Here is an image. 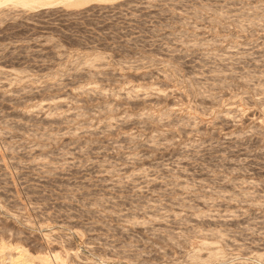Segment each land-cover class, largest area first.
I'll list each match as a JSON object with an SVG mask.
<instances>
[{
  "label": "rangeland",
  "instance_id": "obj_1",
  "mask_svg": "<svg viewBox=\"0 0 264 264\" xmlns=\"http://www.w3.org/2000/svg\"><path fill=\"white\" fill-rule=\"evenodd\" d=\"M61 1L0 4V264H264V0Z\"/></svg>",
  "mask_w": 264,
  "mask_h": 264
},
{
  "label": "bare ground",
  "instance_id": "obj_2",
  "mask_svg": "<svg viewBox=\"0 0 264 264\" xmlns=\"http://www.w3.org/2000/svg\"><path fill=\"white\" fill-rule=\"evenodd\" d=\"M11 1L13 2L15 5L19 4L21 6H26V7H34L35 6H39V5H44V4H50V3H54L55 0H0V4H3L5 2ZM63 1V0H62ZM61 1V2H62ZM66 1V3H70V2H77L80 0H64ZM75 4V3H74ZM80 4V3H79ZM6 5V4H5ZM73 5V4H72ZM52 102V101H51ZM230 112V111H229ZM226 115V114H225ZM20 255V254H19ZM11 257V256H10ZM13 257V256H12ZM12 257L10 258L11 260V264H29V260L27 259L28 257L22 256L21 258H17L16 256L14 257V259H12ZM200 257V256H199ZM16 258V259H15ZM193 258H198L195 257V255L193 256ZM192 258V260H194ZM9 260V259H8ZM10 264V263H9Z\"/></svg>",
  "mask_w": 264,
  "mask_h": 264
}]
</instances>
